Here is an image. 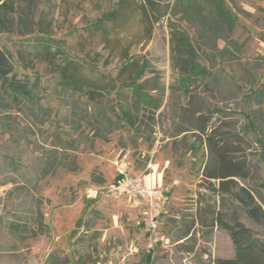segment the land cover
<instances>
[{
  "label": "rangeland",
  "instance_id": "obj_1",
  "mask_svg": "<svg viewBox=\"0 0 264 264\" xmlns=\"http://www.w3.org/2000/svg\"><path fill=\"white\" fill-rule=\"evenodd\" d=\"M38 1L50 35H0V49L9 53L19 77L34 83L41 102L26 112L0 108V264H215L233 258L232 240L216 223L218 214L233 210L222 206L219 181L206 177L213 168L206 134L217 129L233 138L241 130L237 112L249 105L248 87L239 95L228 80L220 93L198 80L193 104L174 67L169 16L147 25L139 9L146 0ZM234 1L236 9L227 4L242 25L234 37L244 44L243 63L256 66L264 81V0ZM116 11L118 17L107 20ZM160 11L164 14L163 5ZM133 62L144 66L136 82L159 107L141 104L133 126L103 140L74 115L90 117L99 102L131 107L132 75L125 67ZM64 68L99 84L103 95L95 102L64 94ZM112 86L117 90L110 93ZM75 101L77 109L70 105ZM203 101L209 110L201 107ZM193 109H203L208 118L205 134L197 131L201 121ZM57 137L74 145L66 154L75 158L77 172L60 167L39 179L40 154ZM233 142L235 155L250 171L246 180H237L255 189L264 181L258 147L251 138ZM8 157L21 163L20 173L12 172ZM125 167L127 175L147 177V183L158 178L163 213L155 233L145 226L140 207L112 191ZM38 211L47 234L39 229ZM241 222L262 232L242 213Z\"/></svg>",
  "mask_w": 264,
  "mask_h": 264
},
{
  "label": "trees",
  "instance_id": "obj_2",
  "mask_svg": "<svg viewBox=\"0 0 264 264\" xmlns=\"http://www.w3.org/2000/svg\"><path fill=\"white\" fill-rule=\"evenodd\" d=\"M227 1L236 9L234 0H146L139 9L142 12L143 22L147 25L157 24L161 18L169 16L174 67L179 71L185 91L191 97L193 104L197 97L192 87L198 80H204L209 89L212 86L220 93H223L228 80L235 86L239 95L248 87L244 99L248 100L249 105L237 112L243 123L241 130L233 138L224 137L217 129L206 134L213 163V168L206 177L219 181L217 192L222 198V206L229 205L233 210L229 215L224 212L218 214L216 223L231 238L235 256L219 258L215 264H264V181L255 185V189L239 184L237 179L246 180L250 171L235 155L237 150L233 149L234 140L244 143L246 139L251 138L258 147L256 150L260 162L264 163V81L255 72L258 71L256 66L250 68L243 63L244 44L234 37L242 25L238 22L233 9L229 8ZM162 5L164 14L160 11ZM38 9V0H0V35L13 33L29 36L36 32L44 36L50 35L51 24L45 15L39 14ZM157 13L158 16L155 15ZM118 15L119 12L116 11L106 18L115 20ZM181 24L193 29L195 36L192 37L190 31ZM231 64H235L243 75L234 74ZM125 69L132 75L129 80L133 98L131 107L123 106L119 102L116 106L99 102L90 117L87 113L81 114L79 118L76 113L74 115L79 121H85L93 127L97 136L103 140L107 139L108 134L119 131L124 125L133 126L138 118L141 104L159 107L155 105V99L148 92H144L143 86L136 82L144 72V66L133 62ZM60 78L64 94H69V97L79 93L96 102L103 95L101 91L104 88L102 89L93 80L73 74L70 68L62 69ZM116 90V86H112L109 92L113 93ZM119 96L120 93L117 98ZM70 105L77 109L76 101ZM205 105L206 101H203L201 107L204 109ZM37 107H41V102L36 94V86L31 83L28 76L19 77L14 71L9 53L0 49V108L26 112ZM205 108L209 110L208 105ZM203 109H193V114H199L198 119L201 121L197 131L205 134L208 118H203ZM67 150L75 151L74 145L72 143L64 145L59 137L53 142L52 148L43 150L36 169L39 172L38 178H44L60 167L77 172L78 165L75 158L66 154ZM8 158L7 165L12 172L20 173L21 163L15 158ZM257 197H260L261 202ZM241 213L259 226L262 232H256L242 223ZM38 215L39 229L43 234H47L49 229L44 224V215L41 211H38Z\"/></svg>",
  "mask_w": 264,
  "mask_h": 264
},
{
  "label": "built area",
  "instance_id": "obj_3",
  "mask_svg": "<svg viewBox=\"0 0 264 264\" xmlns=\"http://www.w3.org/2000/svg\"><path fill=\"white\" fill-rule=\"evenodd\" d=\"M122 173L124 177L118 186L113 187L112 191L118 196L123 195L133 202L142 200L144 203L145 226L149 232L155 233L159 228V219L163 213V197L156 188L148 187L144 177L135 174L134 176H129L126 171Z\"/></svg>",
  "mask_w": 264,
  "mask_h": 264
},
{
  "label": "crops",
  "instance_id": "obj_4",
  "mask_svg": "<svg viewBox=\"0 0 264 264\" xmlns=\"http://www.w3.org/2000/svg\"><path fill=\"white\" fill-rule=\"evenodd\" d=\"M125 169V171L127 172V169H126V167L124 168ZM122 172H124V171H122ZM121 172V175L120 176H122V177H124V175H123V173ZM136 175V174H135ZM150 176V175H149ZM148 176V177H149ZM151 176H153V175H151ZM147 177H145L144 178V181H145V183L148 185V187H149V185L151 184V181H153V183H154V185H150L151 187H155L156 189H157V187L159 186V181H158V178H156V177H153L152 179H150L149 181H150V183H147ZM128 199V198H127ZM128 201H129V203L130 204H132L134 207L136 206V207H140L141 209H142V216H143V220H144V217H145V212H144V203H143V201L142 200H139V201H135V202H133V201H131V200H129L128 199Z\"/></svg>",
  "mask_w": 264,
  "mask_h": 264
}]
</instances>
